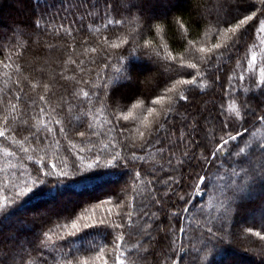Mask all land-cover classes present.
Listing matches in <instances>:
<instances>
[{
	"label": "trees",
	"instance_id": "16d2710c",
	"mask_svg": "<svg viewBox=\"0 0 264 264\" xmlns=\"http://www.w3.org/2000/svg\"><path fill=\"white\" fill-rule=\"evenodd\" d=\"M175 1L129 0L126 5H116L115 0H0V124H3L7 114L14 121L10 126L16 129L9 133L8 140L0 139V209L3 210L0 211V264H10L11 256H15L16 264H21V261L22 264H42L41 258L47 260L48 264H60V251H32L38 244L36 237L43 239L42 233L49 229L51 240L59 243L64 252L71 249L78 261L94 259L99 249L103 248L109 264H113L116 255L113 252L114 246L103 228H81L77 237H71L68 233L73 220L82 225L91 222L88 217L99 219L110 216L118 219L117 213L128 211L132 212V221L131 226L124 229L125 243L120 254L127 256L125 264H133L138 261L139 255H143L142 249L139 253L135 251L136 238L132 234L141 223L136 218L141 210L131 207L134 203L132 197L135 196L138 203L141 195L148 194V177L144 173L161 162L160 155L150 149L137 151L138 156L144 157L137 161V165H142V169H137L142 170V176L141 179L133 180L131 172L106 166L111 155H107L106 159L105 154L122 151L119 143L125 136L128 137L129 144L135 142L139 147V134H147L150 126L162 122L165 110L173 102L169 97L175 98L177 90L190 87L179 81L191 79L198 72L203 73L204 68L199 61L209 55L213 56L217 65H221V73H227L217 82L214 90L209 92L214 102V106L209 104V108L213 115L221 108L225 112L229 111V95L223 93L221 85L226 84L228 74L252 42L254 30L245 38L239 50L231 52V60L228 59V54L220 56L218 50L201 52L200 48L211 49L216 43L224 45L233 38V34L225 29L238 22L234 17L242 19V13L250 5L255 7L246 13L249 15L252 11L259 15L261 8L258 0H241L239 5L237 0H201V12L196 0H182L169 9L164 7ZM4 15L7 18L4 19ZM224 21L230 23L226 24ZM244 27L246 26H241V29ZM69 28L73 36L66 34L65 30ZM124 40L129 43L124 44ZM112 45L120 47L114 48ZM92 48L97 50L92 52ZM193 63H197V68L190 67ZM141 65L153 68L154 78L144 87L117 92L121 87H128L131 80L118 79L125 74L124 70H128L131 78H136L139 76L137 66ZM17 81H21V84L17 85ZM84 81L89 83L85 84ZM197 81L198 85L192 86L194 95L190 107L193 110L202 99H207L199 93L211 83L206 74L198 76ZM104 84H107V88L101 87L100 95L106 97L105 103H95V98L92 97V114L84 120L83 110L87 107V100L83 93H91L96 90L95 86ZM45 85L48 86L47 90ZM263 86L258 87L263 89L256 94L248 95L253 107L244 120L226 129L233 136L237 132L241 134L230 142L229 148L233 145L245 148L243 159L233 157L228 161L232 167L229 168L226 164L220 171V178L213 181L218 191L213 192L210 185L207 192L193 193L192 201L188 205H182L192 209L187 214L189 218L196 217L199 220L201 211L209 217L218 216L223 211L220 206L223 200L221 193L226 190V186H230L233 181L246 179L242 169L255 170L259 174L264 167V152L256 147L258 143L264 144V121L259 119L264 116ZM19 87H23L24 95L17 100L15 94ZM173 87V91L166 90ZM40 96H44L46 103L39 100ZM33 100L37 106L35 111L29 107ZM69 103L74 105L70 114L71 125L83 131L91 123L93 130L100 135L91 136L90 139L88 136L82 138L73 130L65 137L58 132L61 125L49 124V119L63 117L64 112L60 110V106L63 105L66 111ZM13 104L16 105L14 111ZM39 107L45 108V112L40 113ZM149 108L154 111L149 113ZM53 109L56 111L53 112ZM117 119L116 130L109 132L108 129L112 127L110 121L116 122ZM24 120L39 127L45 124L53 127L51 136L55 139L46 140L39 145L31 140L25 142L28 132L23 124ZM219 124L218 119L215 121L217 129ZM64 126L66 129L70 127L67 121ZM208 130L212 132L213 128ZM220 136L227 139L225 133L217 130V139ZM11 137L15 138V144L11 142ZM248 145H252L254 151H249ZM5 149L11 154H5ZM179 154L178 150L177 157ZM97 155L100 156L101 167L89 169L87 166L96 162ZM28 156L33 159L29 160ZM41 157L49 162V167L51 163H56L59 171H67L69 176L60 177L58 183L57 176L53 175L48 183L33 186L32 181L36 178L34 168L40 167L36 161ZM81 157L83 174L73 175L72 161L80 160ZM192 171L190 167L185 168V185L198 183L196 176L190 175ZM196 171L199 172V169ZM200 174L203 175L202 172ZM26 186L34 187V192L19 195ZM256 187L262 191H256ZM263 187L264 180L257 175L254 191L234 206L235 210L230 213L231 219L221 234L223 239L214 242L207 264H234L232 261H224L227 257H232L238 264H264V238H261L264 237ZM188 191L191 192L192 189L189 188ZM70 194L76 196V199L72 200L69 208H65L62 201ZM118 197L121 208L114 207ZM108 200L112 203L102 204V201ZM49 203H57L59 207H55L53 212H46ZM38 210L45 211L46 214ZM152 210L155 211V208ZM73 212L75 215H72ZM243 214L250 215L249 221L238 223V218ZM159 215L160 222L166 225L168 218L163 212ZM196 220H193V224ZM188 224V219L183 220V227L188 228ZM180 226H176L177 230ZM85 232L92 234L84 236ZM118 232L116 230L113 234ZM257 232L261 236H257ZM10 234H14L13 239L9 238ZM177 235H180L178 231ZM60 236L65 239L61 241ZM188 239V236L184 237L186 245ZM192 243V254L185 257L183 264H194L193 258L200 243L196 240ZM240 248L245 249L240 251ZM153 251L162 262L161 248L153 246ZM68 258L71 259L72 256ZM152 261L153 256L149 255L146 262L140 261L139 264H152ZM96 264L100 262L97 261Z\"/></svg>",
	"mask_w": 264,
	"mask_h": 264
},
{
	"label": "snow or ice",
	"instance_id": "6c2138e0",
	"mask_svg": "<svg viewBox=\"0 0 264 264\" xmlns=\"http://www.w3.org/2000/svg\"><path fill=\"white\" fill-rule=\"evenodd\" d=\"M128 3L129 0H115L116 5H126ZM240 3L241 0H237V4L239 5ZM258 3L261 5L259 15H257L255 11H252L250 15L246 14L248 11H251V8L255 7V5H250L251 7L248 8L245 13H242V19L234 17L238 22L225 29L226 32L233 34V38L230 41L226 42L224 45L220 43L213 44L211 49L200 48V51L212 52V50L215 49L218 50L220 56L228 54V59L231 60V52L233 50H239L245 38L249 37L252 30L256 29L257 23L260 26L259 30L264 31V19H261V17H264V0H258ZM249 22L252 23L249 24ZM224 23L228 24L230 21H224ZM241 26L246 27L241 29ZM150 30L149 26V31ZM65 32L68 36H73L71 28L66 29ZM105 40H107V37H105ZM123 43L128 44L129 42L124 40ZM112 47L119 48L120 45H112ZM137 47H139V45H137ZM221 49L222 51H220ZM96 50V48L91 49L92 52ZM133 51H135V48ZM145 54L148 55V53ZM252 59L255 60L254 55ZM72 63H76V61H72ZM199 63L203 65L204 72H198L196 75L191 76V79H181L179 81L190 87L177 90L175 98L169 97V100L173 102L165 110L162 122H157L150 126L147 130V134L145 132L139 134L141 139L139 147H137L135 142L129 144L127 142L128 137L125 136L124 140L119 143V147L124 154H122V151H115L114 154H105L106 159L107 155H111V159H107L106 166L122 168L131 172L133 180L141 179L142 176V170H137L138 168L142 169V165H137V161L143 160L144 157L138 156L136 154L137 151L154 150L161 158L160 163L154 164L150 170L144 173V175L148 177L146 180V185L149 187L148 194L141 195L138 203L136 202V197H132L134 203L131 207H136L141 210L136 214V218L140 220L141 223L137 231L132 234L136 238L135 251L137 253H139L141 249L143 251V255H139L138 261H134L133 264H139L140 261L146 262L149 255L153 256L152 264H183L185 257L191 256L192 254L191 250L194 247L192 243L193 240L200 243V247L196 249V255L193 258L194 264H207V257L211 254L212 248L215 246L214 242H219L223 239V235L221 234L224 233L225 225L228 220L231 219L230 213L235 210L234 206H237L239 201L248 197L254 191L257 175H259L260 179L264 180V167L261 168L259 174H257L255 170L242 169L243 177H246V179H242L240 182H231L230 186H226V190L221 193L223 196V200L220 202V206L223 209L222 213L213 218L201 211L199 214L201 218L199 220H196V217L189 218L187 215L192 209L182 205H188L189 202L192 201L193 193H205L209 190L210 185L213 192L218 191L219 189H217L213 181L220 178V171L225 168L226 164L229 168L232 167L231 163H228V161H231L233 157H240L243 159L245 148L239 147L238 145H233L232 148H229L230 142L235 141L241 134L237 132L236 135L233 136L231 132H227L226 129L232 124L242 122L250 111L249 105L247 103H242L239 107L243 109V111L236 110L234 115H232L231 109L225 112L223 108H221L216 115H213L212 109L208 107L209 104H213L214 106L213 99L209 95V92L214 90L217 82L221 80L222 76H226L227 73H221V65H217L215 59L211 55L203 58ZM237 65H239V61H237ZM197 66V63L190 65L191 68H197ZM81 71H83V69H81ZM124 73L125 74L122 77H118V79H131V75L127 69L124 70ZM205 74L211 83L210 86H205L199 94L203 97H207V101L201 102L203 107L197 106L193 110V108L190 107L194 95L192 86H197V77H203ZM188 75H191V73ZM169 79H171V77H169ZM243 79L244 77L240 76V80ZM227 82L231 87V77L227 78ZM84 83L87 84L89 82L84 81ZM20 84L21 81H17V85ZM261 85H264V69L261 70V79L257 87ZM44 87L45 90H47L48 86L45 85ZM101 87L107 88V84L95 86L96 90L91 91V93L88 91L83 93L84 98L87 100V107L83 110L84 120L92 114V109L94 107L92 97L95 98V103H105L106 97L100 95ZM221 87L223 88V85H221ZM166 90L173 91L175 89L173 87L172 89ZM22 95H24V89L23 87H19L18 92L15 94V98L19 100ZM39 100L42 103H46L44 96H40ZM73 106L74 105L69 103L67 110L64 111V107L61 105L60 110L64 112L63 117L55 120L49 119V124L61 125L58 132L65 137L73 130L82 138L88 136L90 139L91 136L100 135V133L93 130L91 123H88L83 131H79L76 126L71 125L70 114ZM29 107H32L34 111L36 110L37 106L34 100ZM15 108L16 105L13 104V111ZM52 111L55 112L56 109ZM148 111L151 113L154 109L149 108ZM39 112L44 113L45 108L39 107ZM221 117H223V119H221ZM124 119H127V117H124ZM218 119L220 120V124L217 129L215 121ZM259 119L264 121V116L259 117ZM65 121L70 125L68 129L64 126ZM13 122L14 121L6 114L3 124H0V139L8 140L10 138L9 133L16 131V129L10 126ZM81 123L83 124V120ZM110 123H112V127L109 128L108 131L111 132L116 130L118 119L116 122L110 121ZM23 124L26 126L25 130L28 132V136L24 138L25 142L31 140L39 145L46 140L55 139L51 136L53 127H49L48 124L39 127L38 125L30 124L28 120H24ZM209 127L213 128L212 132L208 131ZM217 130L225 133L227 139H225L224 136H220L217 139ZM201 133H203L202 136ZM118 134L122 135L123 133ZM11 142L13 144L16 143L14 137H11ZM56 143H59V141H56ZM247 147L249 151H254L252 145H248ZM256 147H259L261 152H264V144L258 143ZM178 150L180 153L179 157H177ZM24 151L27 152V149H24ZM81 151H83V149H81ZM5 154L11 153H8L7 149H5ZM28 159L32 160L33 157L28 156ZM99 159L100 156L97 155L96 162L94 164H89L87 167L89 169L101 167ZM82 160L83 157H81L80 160L72 161L71 170L73 175L83 174ZM36 163H38L40 167L34 168L36 178L32 181L33 186L48 183L49 178L53 175L57 176L58 183L60 182V177L69 176V172L59 171L58 164L56 163H51L49 167V162L43 157L36 161ZM186 167L192 168L193 171L190 175H195L198 183L185 185L183 176ZM196 169H199V172H197ZM201 172L203 175L200 174ZM233 175H235V172H233ZM177 176H179V179ZM157 185L160 187L157 188ZM189 188L192 189L191 192L188 191ZM121 191L124 190L122 189ZM33 192L34 187L26 186L19 195L24 196ZM104 203L111 204L112 201H102V204ZM193 206H195V202H193ZM114 207L121 208L119 197ZM153 208H155V211L152 210ZM166 209H175V211H167ZM0 211L3 210L0 209ZM161 212L168 218V223L166 225L160 222L159 214ZM72 215H75V212H73ZM117 218L118 219H113L109 216L93 219L88 217L87 219L91 220V222H85L82 225L76 220H73L68 235L77 237L81 232V228L85 230L103 228L107 232L108 237L111 238L114 246L113 252L116 255L113 264H125L127 256H122L120 253L125 243L124 229L131 226L132 212L128 211L123 214L117 213ZM185 219L189 220L188 228L182 226V222ZM118 220L120 222H118ZM193 220H196L195 224H193ZM177 225H181L178 230L176 227ZM58 227H67V225H58ZM109 229L112 231H108ZM189 229H191V233H189ZM116 230H119V232L114 235L113 233L116 232ZM177 231L180 235H177ZM248 231H251V229H248ZM50 232L51 229L44 231L42 233L43 239H41L40 236L36 237L38 244L32 251L36 253H39L43 249H51V252L60 251L62 256L60 264H96L97 261H99L100 264H109V259L105 256L103 248L99 249L94 259L78 261L72 254L71 249L64 252L61 250V245L59 243L51 240ZM91 234L92 233L85 232L84 236ZM57 235H59V233H57ZM256 235L261 236V233L257 232ZM185 236L189 237L187 245L184 240ZM59 239L63 241L65 237L60 236ZM178 241L179 246H177ZM144 245L148 247H144ZM153 246H159L161 248L162 262L160 259L156 258ZM90 250L96 251V249ZM76 251H79V249ZM69 256H72V258L69 259ZM41 260L42 264H48L47 260L43 258H41ZM10 264H16L15 256L10 257Z\"/></svg>",
	"mask_w": 264,
	"mask_h": 264
},
{
	"label": "rangeland",
	"instance_id": "374dc122",
	"mask_svg": "<svg viewBox=\"0 0 264 264\" xmlns=\"http://www.w3.org/2000/svg\"><path fill=\"white\" fill-rule=\"evenodd\" d=\"M182 0H176L171 5L164 6L166 9L174 7L178 3H181ZM201 0H196V3H198V9L199 12H201V6H199ZM156 14V11H154ZM5 16V17H4ZM3 18H7V15H4ZM261 19H264V17H261ZM260 26L257 23L256 29H254L253 34V40L249 44L247 50L244 52V55L237 60L239 61V65H237V62L233 66V70L228 74V77H231V87L229 86V83L226 80V84L223 85L224 88V94L229 95L228 99V110H232V115L235 114L236 110L242 109L239 107L240 103H246L249 105V107H253V103H251V99H249L248 95L256 94L258 91L262 90L263 88L258 89L257 85L260 83L261 79V70L264 69V31L259 30ZM253 55L255 56V60L252 59ZM154 71L153 68H149V66L141 65L137 66L136 72L139 74L138 77H132L130 80V83L128 84V87H121L117 92H123L130 90L129 88H135L138 86L144 87L146 83L150 82L151 79L154 78ZM240 76H243L244 79L240 80ZM227 77V78H228ZM204 82V81H203ZM261 85L260 87H262ZM264 87V86H263ZM240 99V102H239ZM202 101H207V99H202L199 104H197L200 107H203ZM209 107V105H208ZM240 123V122H238ZM241 125V124H239ZM210 128V127H209ZM209 131V130H208ZM264 161V160H263ZM264 188V187H263ZM258 187L255 188L256 191L260 192L262 189H258ZM64 201H62L65 204V208H69L71 206L72 200L76 199V196L73 195H67ZM59 204L57 203H49L48 208L46 212H53L55 207H59ZM38 212H41L42 214H46V212L38 210ZM262 214H264V211H262ZM248 214L240 215L238 218V223H241L243 221H249ZM10 239L14 238V234L9 235ZM245 248H240V251ZM232 257L225 258L224 261L226 262H234V264H238ZM218 264V263H217Z\"/></svg>",
	"mask_w": 264,
	"mask_h": 264
}]
</instances>
